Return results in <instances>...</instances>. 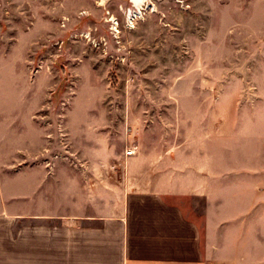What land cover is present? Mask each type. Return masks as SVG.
Segmentation results:
<instances>
[{"label":"crops","instance_id":"crops-1","mask_svg":"<svg viewBox=\"0 0 264 264\" xmlns=\"http://www.w3.org/2000/svg\"><path fill=\"white\" fill-rule=\"evenodd\" d=\"M27 2L0 0V264H264L261 113L236 145L195 110H60Z\"/></svg>","mask_w":264,"mask_h":264},{"label":"rangeland","instance_id":"rangeland-1","mask_svg":"<svg viewBox=\"0 0 264 264\" xmlns=\"http://www.w3.org/2000/svg\"><path fill=\"white\" fill-rule=\"evenodd\" d=\"M34 2L12 12L48 22L42 44L51 33L57 51L42 57L56 69L60 110L80 104L96 114L102 105L109 125L120 116L125 127L165 109L195 110L213 124L206 139L236 145L264 118V0Z\"/></svg>","mask_w":264,"mask_h":264},{"label":"built area","instance_id":"built-area-1","mask_svg":"<svg viewBox=\"0 0 264 264\" xmlns=\"http://www.w3.org/2000/svg\"><path fill=\"white\" fill-rule=\"evenodd\" d=\"M134 153H135V148H134V149H131V150H128V151L125 152V154H126L127 156H131V155H133Z\"/></svg>","mask_w":264,"mask_h":264}]
</instances>
